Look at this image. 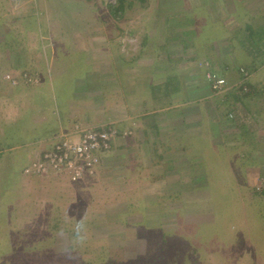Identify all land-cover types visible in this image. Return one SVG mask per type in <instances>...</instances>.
Listing matches in <instances>:
<instances>
[{
    "label": "rangeland",
    "instance_id": "obj_1",
    "mask_svg": "<svg viewBox=\"0 0 264 264\" xmlns=\"http://www.w3.org/2000/svg\"><path fill=\"white\" fill-rule=\"evenodd\" d=\"M119 1L0 0V154L7 162L4 169L0 160V264H264V174L252 175L255 168L264 171V117L253 109L257 122L246 127L243 140L232 117L215 111L214 97L198 88L200 75L189 81L177 65L191 42L194 59L206 34L222 31L201 28L205 14L191 13L203 0H124L118 10ZM47 42L51 50L43 54ZM92 52L91 69L101 66L115 77L106 86L112 105L104 117L117 122L87 130L111 126L119 138L97 171L77 183L58 169L24 173L59 138L32 141L48 136L40 132L51 126L40 127V108L50 101L40 99L45 82L29 86L26 77L62 63L77 68L74 58ZM140 65L144 77L133 74ZM173 67L186 85L189 109L137 104L138 89L145 92ZM226 87L213 94L231 90ZM22 116L27 138L11 146V125ZM185 122L195 137L191 149L182 138L171 146ZM246 148L259 155L241 154ZM246 166L250 171L243 173Z\"/></svg>",
    "mask_w": 264,
    "mask_h": 264
},
{
    "label": "crops",
    "instance_id": "obj_2",
    "mask_svg": "<svg viewBox=\"0 0 264 264\" xmlns=\"http://www.w3.org/2000/svg\"><path fill=\"white\" fill-rule=\"evenodd\" d=\"M194 6L197 8L191 9L192 14L197 12V9L205 14L204 18L202 17L199 21L202 26L201 28L213 30L214 32L217 31V33L220 34L222 31L223 35L215 37L212 36V32L206 34L201 40V47L204 50L201 53L198 52L197 56H195L197 58L194 59L192 58L193 56L188 54V52L196 50L192 47L195 43L191 42V47H187L190 51L185 50L188 52H186L185 59H183L184 63L177 65H182L181 68L185 70V78L189 81L192 74L197 73V75H200L199 77H201V79L198 80H201L202 84L201 87L198 86V88L203 90L202 94L214 97L211 100V106L215 107H213L215 111H220V109H222L224 111H220L221 113H225L227 116L231 114L233 115V129L237 131L238 136H241L243 140H246L245 137L248 132L247 128L251 127H249V124L255 125L257 122V117L254 114L253 109H257L256 113L264 117V0H203ZM194 20L195 23L198 22L197 19L194 18ZM249 26L257 32L260 31V34L263 32L257 37L258 39H262L261 43L258 45V48H261V50H253L251 47L247 46L249 43L247 40L251 39L247 34V27ZM51 44L52 43L47 42L44 47L41 45L43 54H46V51L49 52L51 50ZM182 51L183 49L180 50V53L185 52ZM92 53L93 56L89 58L80 59L79 57V59L77 58L78 60L74 58V64H77V68L72 65V63L70 64L71 68H68L67 65L62 63V66L57 65L56 69L50 68L46 71L33 72L26 77L29 78V82L32 81L29 86L37 85L39 82L41 84L45 82L40 89L47 93L43 94L44 92L41 91L40 99H46L47 101H50V103L54 102V104L52 103L53 105H49V103L47 106H41L43 109L39 107L40 116L42 115V118H44L43 121H41L40 127L46 126V124L51 126L49 128L44 127L43 129H40L41 135L48 134V136L45 137V139L40 137L39 140H37L38 142H43L52 135L55 137H61L73 134L79 130H85L89 128L88 126L101 127L105 124L107 125V123L110 124V122L114 124L117 122L116 120H111L112 116L107 119L104 117L105 113H109V105H112L111 101L107 100V93L111 94V92L107 90L106 86H110L112 77L113 79L115 77L111 72L105 73V71H103L104 69H101V66H98V71H94L93 68L91 69V65H93L96 60V54L94 52ZM47 56L48 59H50L49 56L51 55L48 54ZM166 57L169 59V56ZM92 60L93 62L91 63L90 61ZM140 66L142 67L133 71V74H141V76L144 77L142 70L146 66ZM153 66L154 64H151V71H157V68L155 67V69ZM179 66H177V68ZM177 68L173 67L171 72H166L164 75H160L162 78H168V76L169 79L173 78L169 83L170 96L167 103L162 106H154L155 104L152 99L151 89L160 83L163 85L165 80L163 79L162 81H159L153 79L150 85L147 84L148 88L145 92L138 89L139 91L136 93L137 104L151 105L153 103L151 108L159 109L163 107V110L175 109L177 107L176 109H181L185 113L186 110L189 109L185 108L189 103L187 102V93L183 91L185 90L184 88L186 85L184 87V85L178 81L179 76L176 73ZM77 70L79 72H76ZM151 73V77L159 78V74H154V72ZM209 73H214L218 77L224 78L227 83L226 89L229 88L231 90L222 94H213L214 92L210 90L205 79V75L207 76ZM245 83L248 84V93L245 95L235 94V90L243 86ZM199 84L200 83L198 82V85ZM191 86L195 87V83L191 84ZM45 87L47 88L44 90ZM147 92V96L144 97L143 93ZM57 100L59 101L58 103ZM55 105L59 107V110H61L62 107L63 112L61 111V113L55 114ZM65 105H67L68 108ZM146 113L148 114V111H142L139 115L145 116L147 115ZM20 118L21 119L16 120L12 124L27 119L26 116ZM138 120L141 122V127H143L142 121L140 119ZM252 120L253 123L251 122ZM119 122L121 123L124 121ZM128 122H124V124H127L130 130L132 129L130 126H134V123ZM137 124V126L140 125L139 123ZM181 126L183 132L177 138H174L175 140H173L171 146L177 140L182 138L181 140H183L184 144H187L184 146L190 148L192 139L195 138L192 133V127L188 122H185V124ZM36 127L38 126H34V128ZM170 132L171 135L172 133L175 134L173 128ZM23 138H27L26 134H23ZM198 140L202 142L201 137H199ZM176 144L180 143L177 141ZM176 144L174 145L176 146ZM242 150L244 151L241 154L247 151L248 153L246 155L249 157L251 156L250 158L259 155L258 153H255L256 155L252 154L248 148ZM262 150L264 152V148L261 149V151ZM249 167L250 166H246L243 169V173L249 172ZM255 169L256 171L252 175H254L253 178L256 180L260 175L263 176L262 174H264V171L257 168Z\"/></svg>",
    "mask_w": 264,
    "mask_h": 264
},
{
    "label": "built area",
    "instance_id": "obj_3",
    "mask_svg": "<svg viewBox=\"0 0 264 264\" xmlns=\"http://www.w3.org/2000/svg\"><path fill=\"white\" fill-rule=\"evenodd\" d=\"M209 79L213 92L221 93L225 89L224 79L216 75H210ZM118 138L117 131L111 126L79 130L61 136L54 140L51 150L43 154L35 166L26 168L24 173L28 174L31 169L41 172L47 168L58 169L69 177V183H77L97 171L101 155L109 152Z\"/></svg>",
    "mask_w": 264,
    "mask_h": 264
},
{
    "label": "trees",
    "instance_id": "obj_4",
    "mask_svg": "<svg viewBox=\"0 0 264 264\" xmlns=\"http://www.w3.org/2000/svg\"><path fill=\"white\" fill-rule=\"evenodd\" d=\"M124 0H120L119 1V6H118V10H121L122 9V7H123V5H122V2H123ZM116 10V9H115ZM260 31H256L255 29H252V27H247V34H248V36H249V38H251L250 40H247V42H249L248 43V47H251V49H253V50H261V48L259 49L258 48V45H259V43H261V40L262 39H258L257 37L259 36V35H261L263 32H261V34L259 33ZM262 45V44H261ZM209 74H211V75H216V74H214V73H209ZM209 74H207V76L206 77H209L210 75ZM217 76V75H216ZM165 79V78H164ZM173 79V78H172ZM172 79H169V76H168V78L166 77V80H165V83H163V85H161V83L159 84V85H157V86H154V88L153 89H151V95H152V99H153V101L157 104V102L159 103V104H157L158 106H162V105H164V103H165V101L166 100H168V98H169V96H170V90H169V83H170V81H172ZM175 79V78H174ZM178 79V78H177ZM247 89H248V84L247 83H245L243 86H241V87H239L237 90H235V94H237V95H245L246 93H248L247 92ZM164 97V98H163ZM165 100V101H164ZM164 101V102H163ZM156 105V106H157ZM231 117H233V115L231 114L230 115ZM148 117V116H147ZM144 118H146V117H144ZM144 124V123H143ZM22 125V126H21ZM25 127V124H23L22 122L20 123H15V124H13V125H11V146L12 145H15V144H20L21 143V141H23L25 138H23V134L24 133H22V130H23V128ZM37 128V127H36ZM36 128H34L32 131H31V134L33 133V134H36L37 133V131H38V128L36 129ZM118 129L119 130H122L123 129V127H118ZM123 132V131H122ZM119 133V134H122L123 135V133ZM33 136H37V135H33ZM37 140H39V138H36V137H33L32 138V141H37ZM22 144H20L19 146H21ZM12 152V151H11ZM194 152V151H193ZM14 153L15 152H13V155H14ZM28 159V158H27ZM0 160H1V162H2V164H1V166L5 169L6 168V164H7V162L5 161L6 160V158H5V156H3L2 154H0ZM24 161V160H23ZM6 162V163H5ZM26 162H30L29 161V159L28 160H26ZM25 162V163H26ZM9 171H8V175H9V177H11V183L14 181V176H15V173L13 172L14 171V169H15V167L14 166H12L11 164H10V166H9ZM23 168H25L24 166H23ZM22 168V169H23ZM138 169H140V168H138ZM22 182H24V180L22 181ZM18 185V184H17ZM264 189V188H263ZM262 191H264V190H262ZM262 191H260L262 194H264V192H262ZM2 199H0V213H3L2 211H3V209H2V206H1V204H2V202H4V201H1Z\"/></svg>",
    "mask_w": 264,
    "mask_h": 264
}]
</instances>
